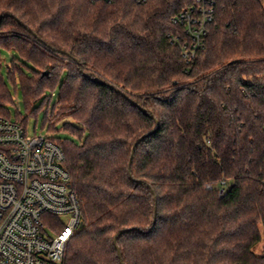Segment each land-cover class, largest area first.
I'll list each match as a JSON object with an SVG mask.
<instances>
[{"label":"trees","instance_id":"trees-1","mask_svg":"<svg viewBox=\"0 0 264 264\" xmlns=\"http://www.w3.org/2000/svg\"><path fill=\"white\" fill-rule=\"evenodd\" d=\"M190 3L0 0L7 79L50 131L72 121L52 138L82 211L63 264H264V0H214L185 64Z\"/></svg>","mask_w":264,"mask_h":264},{"label":"built area","instance_id":"built-area-1","mask_svg":"<svg viewBox=\"0 0 264 264\" xmlns=\"http://www.w3.org/2000/svg\"><path fill=\"white\" fill-rule=\"evenodd\" d=\"M190 1L172 19L188 38L182 44L185 64L203 48L214 15V0ZM64 159L48 135L29 136L20 122L0 117V264H63L82 219ZM225 191L221 180L218 194Z\"/></svg>","mask_w":264,"mask_h":264},{"label":"rangeland","instance_id":"rangeland-1","mask_svg":"<svg viewBox=\"0 0 264 264\" xmlns=\"http://www.w3.org/2000/svg\"><path fill=\"white\" fill-rule=\"evenodd\" d=\"M0 56L2 59V72L6 79L7 87L9 89V94L12 99V102H8L7 107H6V110L9 112V115H10V120L16 121L17 117L20 119V122L24 120V122H26L25 124L26 131L29 136H33L34 134L36 135L42 134V135H48L51 138L68 137V135L64 132L61 126L64 123H72V121L68 117L63 118V120L57 124L58 133L57 132L55 133L48 129V125H44V116L47 111L46 105H44L42 108L38 109L34 113H29L25 109L23 105V101H22L21 92L19 91L18 84H13L6 77V69H7V66L10 65L11 59L13 58L17 62V61H20V58L15 53L9 52L6 49L0 50ZM25 65L28 67H31L29 64L25 63ZM25 70H26V67H25ZM55 102H56V99L53 98V100L49 104V108H48L49 112L51 111L52 106L55 104ZM36 106H38V104H36ZM57 112H58V107H56L54 112L51 115H49V119L51 120V123H53L58 118H60V116H57L58 114ZM260 232L262 233L261 227H260ZM254 252L257 255L264 254V235L263 233L261 235L260 242L254 248Z\"/></svg>","mask_w":264,"mask_h":264},{"label":"water","instance_id":"water-1","mask_svg":"<svg viewBox=\"0 0 264 264\" xmlns=\"http://www.w3.org/2000/svg\"><path fill=\"white\" fill-rule=\"evenodd\" d=\"M122 94L127 97V95L125 93H122ZM140 109L143 110L142 108H140ZM141 139L142 138H140L139 140H141ZM136 145H137V142H135V144L133 145V148H132L131 157H130V160H129V167H130L131 162H132V157H133V154H134V150H135ZM154 219H155V215H154ZM127 231H129V230L128 229L121 230L118 235H122L123 233H126ZM118 235L114 238V242L116 241ZM118 256L121 259V255H120L119 252H118Z\"/></svg>","mask_w":264,"mask_h":264}]
</instances>
